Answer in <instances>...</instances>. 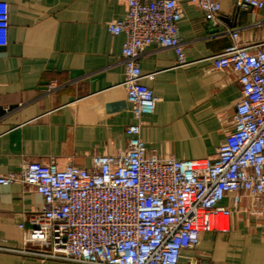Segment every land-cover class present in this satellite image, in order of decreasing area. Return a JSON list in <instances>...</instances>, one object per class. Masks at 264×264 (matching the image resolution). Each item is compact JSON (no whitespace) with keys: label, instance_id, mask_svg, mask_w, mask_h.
<instances>
[{"label":"crops","instance_id":"obj_1","mask_svg":"<svg viewBox=\"0 0 264 264\" xmlns=\"http://www.w3.org/2000/svg\"><path fill=\"white\" fill-rule=\"evenodd\" d=\"M4 1L10 5V30L0 48V175L50 158L61 166L89 167L95 154L126 149L127 127L136 118L122 84L125 35L108 29L125 16V0ZM239 1L221 0L213 22L194 4L183 5L187 64L178 65L171 48L144 49L142 82L158 98L141 128L149 150L180 159L214 157L233 130L241 84L231 68H215L211 57L233 42L234 30L244 43L264 40V8L241 10ZM43 204L20 181L0 184V246L17 249H0V264H56L25 252L49 250L47 243L25 241ZM200 262L264 264V195L244 198L230 229L202 234L180 264Z\"/></svg>","mask_w":264,"mask_h":264},{"label":"built area","instance_id":"obj_2","mask_svg":"<svg viewBox=\"0 0 264 264\" xmlns=\"http://www.w3.org/2000/svg\"><path fill=\"white\" fill-rule=\"evenodd\" d=\"M125 3V16L109 22L108 29L125 35L122 84L136 118L127 127L128 147L95 154L89 167L61 166L50 158L26 161L20 171L0 175V184L20 181L44 199L41 219L25 241L47 243L49 250L26 253L79 264H180L183 252L194 249L202 234L230 229L244 198L264 195V40L244 43L234 30L233 42L211 57L215 68L237 74L242 91L233 130L217 154L162 156L141 137L143 117L155 111L158 98L142 82L139 59L147 46L157 44L173 49L178 65L187 64L180 34L183 5L194 4L213 22L220 17L222 2ZM262 8L264 0L239 1L241 10ZM9 30L10 5L0 0V46L8 43ZM226 199L230 205L223 203Z\"/></svg>","mask_w":264,"mask_h":264},{"label":"rangeland","instance_id":"obj_3","mask_svg":"<svg viewBox=\"0 0 264 264\" xmlns=\"http://www.w3.org/2000/svg\"><path fill=\"white\" fill-rule=\"evenodd\" d=\"M55 261H56V264H79V263H75V262L69 263V262H66L64 260H58V259H55Z\"/></svg>","mask_w":264,"mask_h":264},{"label":"water","instance_id":"obj_4","mask_svg":"<svg viewBox=\"0 0 264 264\" xmlns=\"http://www.w3.org/2000/svg\"><path fill=\"white\" fill-rule=\"evenodd\" d=\"M0 48H2L1 46H0ZM13 108V106H10L8 109H12ZM0 110H4V108H0Z\"/></svg>","mask_w":264,"mask_h":264}]
</instances>
